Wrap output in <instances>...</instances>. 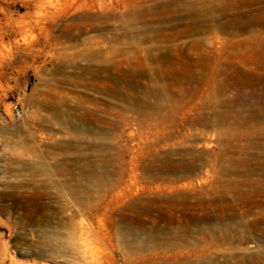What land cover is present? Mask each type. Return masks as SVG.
I'll use <instances>...</instances> for the list:
<instances>
[{
    "label": "rangeland",
    "instance_id": "obj_1",
    "mask_svg": "<svg viewBox=\"0 0 264 264\" xmlns=\"http://www.w3.org/2000/svg\"><path fill=\"white\" fill-rule=\"evenodd\" d=\"M208 2L0 0V264H264V80L230 79L264 75V0Z\"/></svg>",
    "mask_w": 264,
    "mask_h": 264
},
{
    "label": "bare ground",
    "instance_id": "obj_2",
    "mask_svg": "<svg viewBox=\"0 0 264 264\" xmlns=\"http://www.w3.org/2000/svg\"><path fill=\"white\" fill-rule=\"evenodd\" d=\"M211 2H208V3H210L209 4V6L208 7H206V8H208V10H209V12L212 14V13H214V12H216V10H218L219 8L216 6V2H220V1H226V0H210ZM227 1H229V0H227ZM53 13H52V11L51 10H47L46 11V14H45V16H44V20H40V19H36V20H34L33 22H29L28 23V28L27 29H25L24 31H21V29L19 30L20 32H28V35H26L25 37H24V40L25 41H28V39H27V37L30 35L31 36V41H32V44H37V39H36V37H35V35H32V33H33V27L35 26V27H38V26H40V25H42L43 23H44V25L43 26H41V27H43L46 31H47V39H46V42L47 43H50V41H51V39H52V37H51V31H52V24H53V20H52V18H53V15H52ZM232 22H238V17H232V18H229L227 21H225V22H222L221 24H220V26H223L224 28H227V27H230V26H232ZM15 32H17V31H15ZM239 42V41H238ZM238 42H236V43H238ZM198 43H201V41H198ZM198 43H196V44H198ZM180 49V48H179ZM244 55H248V58H249V60L252 62H256V58L257 57H253L254 55H249V54H247L246 52H244ZM160 56H162V55H160ZM184 56V55H183ZM209 57V55H205V54H203V55H199V56H196V57H194V56H192V55H190V54H188L187 53V57H185L184 59L185 60H183V59H180L181 61L179 62V63H181L182 64V66L184 67V69H188V72H187V75L184 77V81H189V80H197L198 79V77H199V75H197V69L200 71V72H202L203 71V69L206 67V65H207V62H206V60H207V58ZM169 58H174V57H169ZM216 61V65L214 64V67H213V69H214V71H213V73L212 74H214L215 72H217L216 70L218 69V67H220L222 64L220 63V59H216L215 60ZM234 66V67H233ZM231 67H233L234 68V75L233 76H231L230 77V79H232V80H235V81H237V82H241V83H251V82H255V81H259V80H264V75H259V74H257V73H255L254 71H252V70H244L242 67H240V66H238V65H232ZM171 71H175L173 68L171 69ZM211 74V78L213 77V75ZM145 107H146V110H147V112L149 111H154L155 109V106L154 105H152V104H149V103H147V104H145ZM157 110V115H158V117H159V115H160V117H159V119L162 117L161 116V113H160V110H158V109H156ZM54 115L56 116V118H57V120H59L60 121V127H61V130H62V132H64V130H66V129H68V128H75V129H78V125H76V124H73L71 121H70V119H69V117L66 115V113H64L63 111H60V110H56V111H54ZM163 119V118H162ZM203 123H205V126L207 127V128H211V129H216V128H218L219 126H221L223 123H222V119H221V116L219 117V118H217V120H215V121H206V120H204V122ZM60 130V129H59ZM79 130H82V131H85V130H83V129H79ZM222 135V137L224 138V139H226V137H227V135H226V133L224 132V134H221ZM220 136V135H219ZM220 138V140H221V142L223 141L222 139L223 138ZM75 143H77V144H75ZM75 143H70L71 144V146L72 147H74V148H76V149H78V151H79V155H82V152L83 151H81V143H82V139H80L78 142H75ZM63 144L64 145H68L69 143H67V142H63ZM64 145H62V146H64ZM108 147V146H107ZM48 176V175H47ZM75 176V175H74ZM99 176V175H98ZM98 176H97V178H98ZM102 177H103V175H101ZM105 176V175H104ZM94 178H96V175H78V177H77V185L76 186H72V185H70L69 183L68 184H64L62 187H64V188H67L69 191H73V190H75L76 188H81V187H84V188H86L87 187V182H88V184L90 183L89 181H93V179ZM105 179V178H104ZM51 180V179H50ZM84 180H85V182H84ZM86 180H89V181H86ZM96 180V179H95ZM65 181V180H64ZM70 181V180H69ZM103 181V180H102ZM102 181H100V182H102ZM95 183H96V181H95ZM72 184V183H71ZM74 184V183H73ZM91 184V183H90ZM102 184H103V182H102ZM102 184L101 183H99V181L94 185V183H93V185L94 186H97L98 188H100V187H102ZM53 185V184H52ZM105 185V184H104ZM59 186V185H58ZM89 187V186H88ZM87 187V188H88ZM90 188V187H89ZM61 189H63V188H61ZM67 189H64V190H67ZM64 192V191H63ZM90 233V231L89 230H86V229H83L81 232H80V234L78 235V239L79 240H84V239H86V235H88ZM203 254H205V253H203ZM91 264H101V257L95 252V251H91ZM205 258L206 257H203V258H201V264H209L206 260H205ZM209 262H211V261H209Z\"/></svg>",
    "mask_w": 264,
    "mask_h": 264
},
{
    "label": "built area",
    "instance_id": "obj_3",
    "mask_svg": "<svg viewBox=\"0 0 264 264\" xmlns=\"http://www.w3.org/2000/svg\"><path fill=\"white\" fill-rule=\"evenodd\" d=\"M16 111H17V113L19 114V109L16 107Z\"/></svg>",
    "mask_w": 264,
    "mask_h": 264
}]
</instances>
